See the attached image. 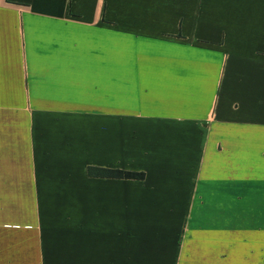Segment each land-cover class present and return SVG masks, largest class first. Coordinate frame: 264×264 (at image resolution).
I'll return each instance as SVG.
<instances>
[{
  "label": "crops",
  "instance_id": "crops-1",
  "mask_svg": "<svg viewBox=\"0 0 264 264\" xmlns=\"http://www.w3.org/2000/svg\"><path fill=\"white\" fill-rule=\"evenodd\" d=\"M161 222L264 264V0H0V264H160Z\"/></svg>",
  "mask_w": 264,
  "mask_h": 264
},
{
  "label": "rangeland",
  "instance_id": "rangeland-1",
  "mask_svg": "<svg viewBox=\"0 0 264 264\" xmlns=\"http://www.w3.org/2000/svg\"><path fill=\"white\" fill-rule=\"evenodd\" d=\"M160 214V218L161 219H166L169 220L170 219V215L167 212H159ZM179 217V214H177ZM174 230L176 231V238L179 241L183 240L184 238V227L183 225H177L176 228H173L172 225L169 226L168 223H160L159 225H156L154 227L150 228V232H148L149 234L145 236H147V238L145 239V241H143V246H141V251H143L144 253H150L152 251H155L156 249H158L155 252H159L161 253L162 257H161V261L160 264H171L172 260L174 257H177V262L175 264H183V260L179 255V251L180 249L178 248V246H173L170 247L169 246V239L171 238V234H170V230ZM156 233H159L158 235H156ZM158 245V248H156V246ZM137 249H135L134 247H131L129 252L132 253L133 251H135Z\"/></svg>",
  "mask_w": 264,
  "mask_h": 264
},
{
  "label": "trees",
  "instance_id": "trees-1",
  "mask_svg": "<svg viewBox=\"0 0 264 264\" xmlns=\"http://www.w3.org/2000/svg\"><path fill=\"white\" fill-rule=\"evenodd\" d=\"M88 174L95 177H110V178H126V179H144L145 172L126 170L119 168H109L90 165L88 166Z\"/></svg>",
  "mask_w": 264,
  "mask_h": 264
}]
</instances>
